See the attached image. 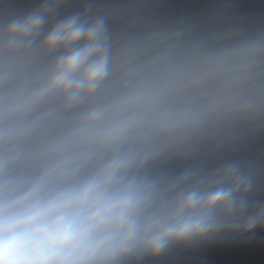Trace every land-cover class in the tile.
<instances>
[{
    "label": "clouds",
    "instance_id": "1",
    "mask_svg": "<svg viewBox=\"0 0 264 264\" xmlns=\"http://www.w3.org/2000/svg\"><path fill=\"white\" fill-rule=\"evenodd\" d=\"M59 3L0 24V264H142L264 230V24L116 36L86 9L45 32Z\"/></svg>",
    "mask_w": 264,
    "mask_h": 264
},
{
    "label": "water",
    "instance_id": "2",
    "mask_svg": "<svg viewBox=\"0 0 264 264\" xmlns=\"http://www.w3.org/2000/svg\"><path fill=\"white\" fill-rule=\"evenodd\" d=\"M45 3V0H0V24L14 16L26 14ZM88 10V15L105 14L116 36H127L144 30L175 25L191 27L202 33L225 24H264V0H60L50 14L45 32L57 21ZM253 152L264 151V138L257 141ZM230 153L207 157L211 168ZM190 162L175 161L169 165L180 172ZM259 195L264 198V186ZM142 264H264V230L248 235L224 232L189 246H177L155 259Z\"/></svg>",
    "mask_w": 264,
    "mask_h": 264
}]
</instances>
